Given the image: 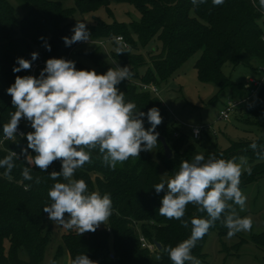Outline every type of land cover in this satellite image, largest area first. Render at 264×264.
Masks as SVG:
<instances>
[{
  "label": "trees",
  "instance_id": "1",
  "mask_svg": "<svg viewBox=\"0 0 264 264\" xmlns=\"http://www.w3.org/2000/svg\"><path fill=\"white\" fill-rule=\"evenodd\" d=\"M18 1L25 9L21 19L15 17L8 0H0V159L9 151L17 153L19 157L14 161L11 180L3 175L5 169L0 168V264H41L49 240L44 233L48 214L43 207L51 204L48 192L54 183L66 181L62 177L58 181L49 177L52 171L61 170L59 160L45 172L28 165L22 149L27 148L26 134L34 129L26 119H21L22 123L18 126L24 135L16 136L15 140H2L3 125L15 111L7 89L15 82L17 75H30V70L13 72V68L18 67L17 58L31 61V54L38 53V58L31 61L32 65H36L33 71L35 77H39L48 59H71L74 48L81 44L75 42L68 46L63 39H70L74 34L71 28L73 15L107 9L110 0H75L73 8H64L63 0ZM114 1L133 6L139 13V21L128 26L95 21L88 26L89 41L97 47L78 54L90 64L89 67L80 64H76V67L78 70H95L97 74H104L117 64L120 67L129 66L133 75L117 87L125 93L126 102L136 104L137 111L147 113L150 108L159 109L162 123L155 131L164 138L172 155L166 159L158 141L153 148L154 156L151 151H141L139 157L129 158L123 164H117L113 170L103 164L98 150H94L91 162L77 169L73 178L83 179L89 193L110 194L112 215L94 233L79 235L75 230H68L61 241L71 262L76 256L86 254L97 264H172L164 249L189 238L191 219L207 218V213L199 212L196 206L189 204L183 217L189 221V227H182L181 221L159 214L165 193H156L153 185L164 182L158 173L160 163L165 166L170 179L179 170L182 161L193 160L195 147L175 129L158 96L141 91L136 83L158 85L157 79L166 80L190 55L201 50L195 64L198 81L214 84L220 90L218 96L228 89L229 101L236 105L249 100L242 118L246 124L264 130V80L251 95L221 72L224 63L246 67L254 74L260 73L259 66L264 68V29L261 24L264 11L259 7V0H224L221 5H213L212 0H207L199 6H194L191 0ZM116 37H121L127 44L125 53L117 55ZM152 40L160 44V49L149 54L146 62L139 51ZM96 42H109L113 51L108 56L102 55L100 50L106 52L105 45L103 49ZM45 45H50L51 51ZM147 63V72L139 76L138 68ZM216 100L213 98L212 102ZM143 120L145 129L150 128L146 116ZM252 143L257 144L255 151L250 148ZM258 153L264 155V142L260 138H244L230 141L225 149L206 150L204 156L206 159L213 154L224 159L247 157V166L251 167L252 172L251 175L243 172L239 185L242 190L252 181L264 178V159H260ZM27 154L34 156L35 152L28 149ZM24 167L31 168L33 181L23 179L21 173ZM37 177L41 180L39 184L35 183ZM25 184L31 185L28 191L24 189ZM222 220L223 216L208 233L216 231L219 236L227 235L228 229ZM207 234L192 249V255L200 262L204 260L202 247ZM245 242L240 238L232 249L236 250ZM249 242L264 251V232L251 234ZM155 243L160 245L159 251L146 247ZM21 253L25 259L19 256Z\"/></svg>",
  "mask_w": 264,
  "mask_h": 264
},
{
  "label": "clouds",
  "instance_id": "2",
  "mask_svg": "<svg viewBox=\"0 0 264 264\" xmlns=\"http://www.w3.org/2000/svg\"><path fill=\"white\" fill-rule=\"evenodd\" d=\"M206 2L191 0L194 6ZM223 2L212 0L213 5ZM259 7L264 11V0H259ZM72 31L74 34L70 39L63 38L66 45L90 40L85 23L77 22ZM116 43L117 55L125 53L118 38ZM45 46L51 51L50 45ZM37 58L38 53L33 52L31 61ZM31 61L17 58L18 67H14L13 72L30 70ZM132 75L129 66L117 64L106 73L97 74L95 70H77L74 61L50 58L39 77L17 75L7 89L15 111L3 125L4 139L15 140L21 119H26L34 129L26 134L27 148L22 149L28 165L45 172L55 161H61V170L52 171L49 177L54 181L62 177L66 182L54 183L48 192L51 204L43 207V211L50 221L69 230L75 229L79 235L94 233L110 218L113 209L110 194L89 193L83 179L73 178L76 170L91 162L94 150H98L103 164L114 170L117 164L139 157L141 151H152L158 144L159 133L155 130L162 123L159 109L153 107L147 113L137 111L136 104L126 102L125 93L117 87ZM145 116L151 125L148 129L144 127ZM250 148L255 151L257 144L252 143ZM28 149L35 155H28ZM258 156L264 159V155L258 153ZM16 159L19 157L13 151L0 159V168L5 169L3 175L9 180ZM247 165L245 156L224 159L213 154L206 159L203 154H196L191 162L182 161L170 179L153 185L156 193H165L159 214L181 221L182 227H189V221L183 219L189 204L196 206L199 212L207 213V218L191 219L189 238L164 249L172 264H201L192 255V249L222 216V223L228 229L227 238L251 231L252 219L240 217L234 207L237 205L243 211L246 205L247 197L239 185L244 171L251 175L252 169ZM21 174L24 180L33 181L30 167H24ZM40 182L39 177L35 178L36 184ZM30 187L25 184V191ZM65 214H68L67 219ZM72 264L97 262L80 254Z\"/></svg>",
  "mask_w": 264,
  "mask_h": 264
},
{
  "label": "rangeland",
  "instance_id": "3",
  "mask_svg": "<svg viewBox=\"0 0 264 264\" xmlns=\"http://www.w3.org/2000/svg\"><path fill=\"white\" fill-rule=\"evenodd\" d=\"M74 1L63 0L62 6L73 8ZM8 2L14 10L15 17L21 19L25 9L20 2L18 0H8ZM95 21H101L104 24L116 22L128 26L130 23L139 21V13L128 3L110 0L107 9L99 8L83 15L75 13L71 20V28L73 30L77 22L85 23L88 27ZM104 45L106 52L101 50L100 52L102 55L108 56L107 54L113 51V46L109 42ZM95 47L97 45L92 43L77 44L72 52L71 61L75 62V66L80 64L89 67L90 64L78 54L90 51ZM159 49L160 44L152 40L147 46L140 49L139 53L148 62V55L158 52ZM200 55L201 50L195 51L166 80L159 81L157 79L158 85H155L157 96L165 107L175 129L194 145L195 155H204L205 151L211 148L225 149L230 141L238 139L260 138L264 142V130L246 124L242 118L243 109L249 100L237 104L235 109L229 113L227 120L217 119L219 111L230 99V92L226 89L218 96L220 90L214 84L198 81L195 64ZM148 67L149 64L147 63L146 66L138 68L139 76H144ZM260 68L262 66L258 67V69ZM76 69L78 70L77 67ZM221 72L230 81L243 87L247 84V79L262 76V73L254 74L246 67L233 66L230 63H224ZM213 98H217V100L212 102ZM199 126H204L205 130L200 133L198 139L194 140L191 137L192 131ZM154 152L155 150L152 149L153 156ZM158 173L163 181L168 180L166 168L161 163ZM242 192L247 197L244 210L241 211L237 205L234 207L240 217L252 219L251 231L239 232L230 239L227 238V235L219 236L216 231L209 232L202 247L204 260L201 261V264H264V251L257 249L249 242L251 234L264 232V178L252 181L242 189ZM67 218L68 216L65 215V219ZM44 226V233L49 240L44 249L41 264H72L61 241L62 235L69 229L56 225L49 219ZM240 238L247 242L233 250L232 248L238 244ZM154 248L152 247V250ZM19 256L25 259L22 253Z\"/></svg>",
  "mask_w": 264,
  "mask_h": 264
},
{
  "label": "built area",
  "instance_id": "4",
  "mask_svg": "<svg viewBox=\"0 0 264 264\" xmlns=\"http://www.w3.org/2000/svg\"><path fill=\"white\" fill-rule=\"evenodd\" d=\"M262 27L264 29V15H263V19H262ZM119 39L121 46L124 47V49H127L128 46L127 44H125V42L123 41V39L121 37H116L114 39V41L116 42V39ZM82 44L85 43H92L91 41L88 42H83L81 41ZM96 44H98L99 46H101L104 49V43L103 42H96ZM67 60H71V59H67ZM36 68V65H32L31 69H30V75L33 76V71ZM259 72L262 73V76L259 78H249L247 79V84L243 87L245 88L247 91H249V93L251 95L255 94V92L259 89L261 83L264 80V68H260ZM137 87L141 90V91H146V92H150L152 94L157 95V89L155 87V85L153 84H143V83H136ZM236 107V104L234 102L231 101H227V103L224 105L223 109L221 111H219L218 115H217V119L219 120H227L229 117V113L232 112ZM22 123V120L20 121L19 124ZM198 129V133L196 132V130ZM205 130L204 126H199L197 128H194L191 134L192 139L196 140L199 138V135L202 131ZM21 131L18 128V131L16 133V136H21ZM2 140H5L4 138ZM149 250H152V247H154L153 245H147L146 246Z\"/></svg>",
  "mask_w": 264,
  "mask_h": 264
},
{
  "label": "water",
  "instance_id": "5",
  "mask_svg": "<svg viewBox=\"0 0 264 264\" xmlns=\"http://www.w3.org/2000/svg\"><path fill=\"white\" fill-rule=\"evenodd\" d=\"M158 141L160 143V146L162 148L163 151V155L166 159H170L171 158V150L168 147L167 143L165 142L164 138L160 135H158ZM154 247L156 248V250H160V245L158 243L154 244Z\"/></svg>",
  "mask_w": 264,
  "mask_h": 264
}]
</instances>
